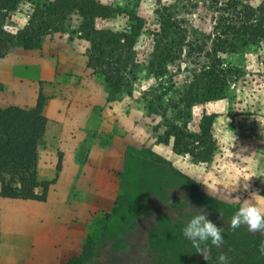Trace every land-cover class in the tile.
<instances>
[{"label":"rangeland","instance_id":"374dc122","mask_svg":"<svg viewBox=\"0 0 264 264\" xmlns=\"http://www.w3.org/2000/svg\"><path fill=\"white\" fill-rule=\"evenodd\" d=\"M101 1L119 11L98 21L101 28L128 29L131 13L146 20L135 47L138 66L118 95H112L104 78L87 68L88 44L79 39L76 19L66 23L63 32L47 37L40 49L30 51L9 48L2 39L26 25L34 3L21 4L0 31V53H5L0 56V104L10 96L17 102L16 81H21L27 105L32 94L38 97L42 92L48 98L46 106L53 102L68 107L63 129L52 115L54 105L51 114L44 110L49 123L42 154L48 150L58 155L63 142L78 139L86 158L96 150L115 154L108 177L93 179V184L106 188L103 194L69 195L67 214L61 219L65 252L60 264L84 252H91L92 264H189L192 257L203 261L182 233L193 215L202 211L222 229L224 241L219 247L210 242L202 247L209 257L213 252L226 255L229 264L242 257L241 251H249L243 239L234 237L237 229L230 226L234 210L251 192L264 196V43L240 44L229 53L219 50L227 38L224 26L240 20L241 5L248 2ZM164 20L174 26L161 28ZM159 40L163 42L157 45ZM163 51L160 70L158 55ZM219 68L232 73L223 98L196 103L185 116L184 95ZM74 107L86 112L77 113ZM204 114L214 116L216 152L210 163L194 164L173 151L172 141L163 140L172 124L187 122L197 129ZM235 137L233 153L247 148L240 155L229 151ZM242 174L253 176L247 191L242 178L235 190ZM250 233L264 239L259 232ZM229 243L232 249L227 248Z\"/></svg>","mask_w":264,"mask_h":264},{"label":"trees","instance_id":"16d2710c","mask_svg":"<svg viewBox=\"0 0 264 264\" xmlns=\"http://www.w3.org/2000/svg\"><path fill=\"white\" fill-rule=\"evenodd\" d=\"M156 1L160 3V0ZM246 1L247 4L241 5V19L224 26L223 34H227V38L220 44L219 50L222 52L235 51L240 44L245 46L264 43V0L257 6L251 4V0ZM27 2L34 3V7L26 25L16 34L4 32L2 40L9 48L22 47L27 51L40 49L47 37L63 32L66 23L76 19L79 22V39L88 44L87 68L104 78L112 95L121 93L128 84L129 74L138 66L135 47L146 27V20L142 16L128 14V29L114 31L98 26V21L111 19L119 12L101 0H0V31L20 5ZM234 7L238 8V5ZM170 26L174 25L164 20L161 28ZM162 42L163 40L157 41V45ZM165 54L163 51L158 55L160 70L164 65ZM4 55L5 53H0V56ZM218 63L222 66L223 61L219 59ZM231 75L230 69L219 68L208 75L204 84L197 81L192 85L182 100L183 113H187L185 116H188L196 103L223 98L224 88ZM47 100L40 92L33 107L18 104L14 96L0 104L2 198L44 203L49 190L56 183L62 169V154L59 156L55 177L45 181L38 178L39 151L44 144L49 123L44 113ZM170 141L173 151L187 156L192 163H210L216 152L214 116L204 114L197 129L188 126L187 122L182 125L172 124L163 142L168 144ZM233 234L236 239L245 241L242 244L249 245V251H241L242 257L230 259L229 264H264V255L259 251L260 245L264 243L263 238L242 227ZM227 248L232 249V244H227ZM91 256V252H84L79 257L70 259L67 264H92ZM189 264H220L219 254L213 252L208 260L203 261L192 257Z\"/></svg>","mask_w":264,"mask_h":264},{"label":"crops","instance_id":"0c3cea01","mask_svg":"<svg viewBox=\"0 0 264 264\" xmlns=\"http://www.w3.org/2000/svg\"><path fill=\"white\" fill-rule=\"evenodd\" d=\"M2 78L6 79V74ZM21 87V81H16L17 103L33 107L37 95L32 94V102L27 105ZM52 106L54 111L51 110ZM67 110L65 105L56 106L49 102L45 113L48 115V111L50 114L52 111L59 129H63L67 122ZM74 110H78L77 113L86 112L77 107ZM46 138L39 151V180H51L55 177L60 154L62 169L44 203L0 196V264H60L61 255L65 252L60 241V228L63 225L61 219H65L67 214L69 195L103 194L106 189L93 184V179L108 177L107 171L110 167L113 168L112 158L115 154L96 150L86 158L79 139L63 142L60 145L62 152L58 155L48 150L42 154V149L47 146ZM82 204H86V200Z\"/></svg>","mask_w":264,"mask_h":264},{"label":"clouds","instance_id":"9594fccd","mask_svg":"<svg viewBox=\"0 0 264 264\" xmlns=\"http://www.w3.org/2000/svg\"><path fill=\"white\" fill-rule=\"evenodd\" d=\"M235 140L236 137L229 147V151L236 146ZM243 151H247V148L242 147L240 152ZM240 152L232 153L240 155ZM252 177V175L243 174L239 176L237 178L235 190L239 186V181L242 178L245 182L243 184V188L247 191L249 188L248 181H250ZM236 198L239 199V197ZM262 204H264V196H261L257 192H251L249 194V198L245 199L240 206L234 210L230 220L231 228L235 230L241 226H246L249 232H259L262 236H264V207L261 206ZM182 233L185 238L191 241L192 246L197 249V253H200L205 260L209 259L208 249L206 247H202V245L210 242L212 245L219 247L224 242L222 229L217 227L216 224L207 218L205 211L194 214L182 229ZM259 251L261 255H264V243L260 245ZM227 261L228 257L226 255L221 254L219 256L220 264H227Z\"/></svg>","mask_w":264,"mask_h":264}]
</instances>
